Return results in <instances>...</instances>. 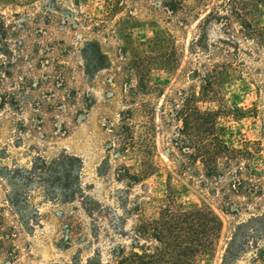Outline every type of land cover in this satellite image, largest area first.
Wrapping results in <instances>:
<instances>
[{"label": "rangeland", "instance_id": "rangeland-1", "mask_svg": "<svg viewBox=\"0 0 264 264\" xmlns=\"http://www.w3.org/2000/svg\"><path fill=\"white\" fill-rule=\"evenodd\" d=\"M261 32L264 0H0V264H109L154 247L136 224L172 204L220 216L202 264H264ZM133 65L154 86L134 101ZM209 70L199 106L228 145L250 146L240 188L236 167L209 178L175 146L172 103ZM129 107L145 145L120 155L106 126Z\"/></svg>", "mask_w": 264, "mask_h": 264}, {"label": "trees", "instance_id": "trees-1", "mask_svg": "<svg viewBox=\"0 0 264 264\" xmlns=\"http://www.w3.org/2000/svg\"><path fill=\"white\" fill-rule=\"evenodd\" d=\"M261 33V37L264 38V32ZM60 66L63 69L60 67L61 74L56 75L54 81L61 78L60 82L63 84L65 72L64 66ZM127 75L128 78L135 77L136 82L128 87L126 100L134 101L139 94L152 92L154 86L146 82L144 74L137 65H133L127 71ZM203 76L199 91L192 89L184 93L178 103H172L173 117L180 123L175 146L188 161L200 162L209 178L220 177L223 175V169L236 167L234 174L237 176V187L240 188L243 177L250 173L245 172L240 166L242 160L249 159L250 146L236 148L228 145L217 129L218 111L202 109L199 106V101L206 98L211 87V70ZM182 92L184 90H179L178 93ZM133 109L134 107H129L126 114L117 122H112L109 127L106 126L115 137L113 142L117 144L120 155L143 150L142 146L145 145L135 138V124L131 120ZM124 168V174L130 183L139 180L138 173L129 172L127 167ZM6 181L9 185L8 202L12 207L18 206L14 187L12 191L13 179L8 178ZM1 223L2 221L0 226ZM221 224L220 216L207 204L192 208H183L175 204L166 206L157 217L140 218L135 227L138 237L150 236L157 244L149 247L137 243L130 250L118 247L112 253L113 259L109 264H202V257L214 252L215 233ZM221 236L222 231H219L217 242Z\"/></svg>", "mask_w": 264, "mask_h": 264}]
</instances>
